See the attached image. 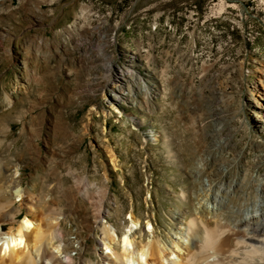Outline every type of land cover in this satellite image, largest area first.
Instances as JSON below:
<instances>
[{"label": "rangeland", "instance_id": "1", "mask_svg": "<svg viewBox=\"0 0 264 264\" xmlns=\"http://www.w3.org/2000/svg\"><path fill=\"white\" fill-rule=\"evenodd\" d=\"M262 83L264 0H0V89L21 96L0 113V179L35 194L32 219L57 214L76 264L131 214L155 242L192 217L200 232L233 223L264 173Z\"/></svg>", "mask_w": 264, "mask_h": 264}, {"label": "bare ground", "instance_id": "2", "mask_svg": "<svg viewBox=\"0 0 264 264\" xmlns=\"http://www.w3.org/2000/svg\"><path fill=\"white\" fill-rule=\"evenodd\" d=\"M123 77L122 74L119 79ZM116 86L111 89L109 101L119 106L121 100L126 99ZM254 89L258 95L253 100L254 114L259 126L264 128V84H258ZM17 91L0 89V113L13 108L21 99ZM7 168L8 163L0 164V177ZM254 182L258 185L257 199L236 209L239 215L233 217V223L224 220L215 228L204 225L203 232H200L197 218L192 217L172 240L155 242L153 222L147 220V229L131 214L130 227L123 235L115 226L104 224L96 258H88L81 264H264V173L258 174ZM228 200L220 191L209 193L203 210L216 217ZM23 207L27 213L19 220ZM199 209L197 212L201 211ZM37 211L35 194L22 188L13 192L0 179V264H76L72 253L80 252L81 245L75 246V241L71 240L66 244L57 214L32 219L30 215L35 216ZM102 211H99V218ZM7 223L10 227L5 230ZM139 228L143 234L150 232L147 246H141L136 238Z\"/></svg>", "mask_w": 264, "mask_h": 264}, {"label": "built area", "instance_id": "3", "mask_svg": "<svg viewBox=\"0 0 264 264\" xmlns=\"http://www.w3.org/2000/svg\"><path fill=\"white\" fill-rule=\"evenodd\" d=\"M146 182H147V185H148L149 189H152V187H153L152 179L151 180H147Z\"/></svg>", "mask_w": 264, "mask_h": 264}]
</instances>
